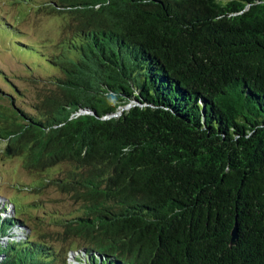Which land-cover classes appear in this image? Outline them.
Masks as SVG:
<instances>
[{
    "label": "trees",
    "instance_id": "trees-1",
    "mask_svg": "<svg viewBox=\"0 0 264 264\" xmlns=\"http://www.w3.org/2000/svg\"><path fill=\"white\" fill-rule=\"evenodd\" d=\"M45 5L70 32L36 104L0 111V156L80 206L38 238L2 200L0 264H73L71 238L84 264H264V0Z\"/></svg>",
    "mask_w": 264,
    "mask_h": 264
},
{
    "label": "rangeland",
    "instance_id": "rangeland-1",
    "mask_svg": "<svg viewBox=\"0 0 264 264\" xmlns=\"http://www.w3.org/2000/svg\"><path fill=\"white\" fill-rule=\"evenodd\" d=\"M46 2L48 0H0V111L3 113L14 110V106L27 108L36 104L38 93L45 86L43 79L54 73L43 57L50 52H59L62 38L69 35L68 26L72 20L67 18L66 11H50ZM1 19L19 35L5 29ZM16 42L19 46L36 47L38 54L42 55L19 51L15 48ZM58 171L59 168H53L49 172L55 174ZM38 179V175L23 168L19 157L0 156V202L11 198L18 203L21 216L29 227L26 228L27 235L39 238L38 234L43 231L59 232L60 227L52 225L49 220L76 212L80 202L52 186L41 192L28 187ZM12 213L10 207L6 208L5 215ZM45 240L54 247L60 244L55 242L56 239ZM63 244L74 250L68 252L71 263L84 264L78 259L80 241L71 238Z\"/></svg>",
    "mask_w": 264,
    "mask_h": 264
},
{
    "label": "water",
    "instance_id": "water-1",
    "mask_svg": "<svg viewBox=\"0 0 264 264\" xmlns=\"http://www.w3.org/2000/svg\"><path fill=\"white\" fill-rule=\"evenodd\" d=\"M11 208H12V211H13V205H11ZM237 240V229H236V226H234L232 228V231H231V241H230V244H235Z\"/></svg>",
    "mask_w": 264,
    "mask_h": 264
},
{
    "label": "clouds",
    "instance_id": "clouds-1",
    "mask_svg": "<svg viewBox=\"0 0 264 264\" xmlns=\"http://www.w3.org/2000/svg\"><path fill=\"white\" fill-rule=\"evenodd\" d=\"M12 209V208H11Z\"/></svg>",
    "mask_w": 264,
    "mask_h": 264
}]
</instances>
